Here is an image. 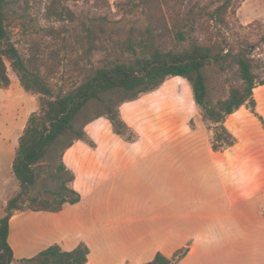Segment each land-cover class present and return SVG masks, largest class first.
I'll use <instances>...</instances> for the list:
<instances>
[{
    "label": "crops",
    "instance_id": "crops-1",
    "mask_svg": "<svg viewBox=\"0 0 264 264\" xmlns=\"http://www.w3.org/2000/svg\"><path fill=\"white\" fill-rule=\"evenodd\" d=\"M254 95L255 111L243 105L227 117L237 142L224 150L213 149V131L198 127L191 131L207 133L206 146L165 141L140 148L136 141L116 150L123 160L116 164L76 139L63 158L81 201L56 212L14 214L9 242L15 257L54 243L72 250L85 242L86 264H144L192 242L179 264H222L207 255L211 243L238 253L231 264H264V84Z\"/></svg>",
    "mask_w": 264,
    "mask_h": 264
},
{
    "label": "trees",
    "instance_id": "trees-1",
    "mask_svg": "<svg viewBox=\"0 0 264 264\" xmlns=\"http://www.w3.org/2000/svg\"><path fill=\"white\" fill-rule=\"evenodd\" d=\"M78 1V0H74ZM90 1V0H85ZM246 0H222L215 8L207 7V19H194V7L184 11L188 0H137L134 8H141L147 23L122 29L107 15L92 17L82 22V29L74 35L71 48L80 52L72 65L67 67L68 77L73 80L75 73L82 72L80 59L89 57L97 51L114 54L115 59L107 65L95 68L92 74L80 84L73 80L72 85L55 87L51 80L65 68L66 54L61 47H51L46 57L40 55V43L35 40L29 46L27 55L17 47L9 28L10 13L8 0H0V87L8 88L12 84L8 61L20 79L21 85L32 93L42 96L41 108L31 113L19 139L13 170L19 180L20 190L12 196L5 207L6 214L0 218V264H86L90 248L81 242L72 250H65L54 243L38 254L17 259L9 242L10 220L16 211H60L65 204L81 201V194L70 183L75 173L62 160L55 169L48 168V157L58 139L67 132L75 134L67 146L74 140L89 139L84 127L76 129L73 125L77 115L90 106L97 105L99 110L87 122L101 116L107 117L115 132L127 141H136L137 134L123 119L120 105L158 88L169 76L186 77L193 86L194 99L199 106L203 121L215 124L212 147L215 151L235 145L237 137L225 124L227 117L243 105L253 111L256 108L254 90L264 84L260 78L254 59L239 56L236 60L241 85L232 84L227 96L215 102L208 99V85L204 69L218 64L226 70L225 62L230 54L225 53L222 43L214 36L205 35L206 25L228 23V13L236 11V6ZM99 8L111 7L109 0H96ZM120 4V3H119ZM45 16L58 21L77 19L76 13L65 0H50ZM199 30L205 38L194 40L187 48H179L189 39L188 29ZM49 34L57 38L59 30L50 27ZM63 46L67 48L68 40ZM58 42L55 43V46ZM68 49V48H67ZM65 51H67L65 49ZM64 51V52H65ZM252 51V50H250ZM122 96V99L116 97ZM52 177L65 172L64 178L53 199L35 194L40 180L45 174ZM192 242L177 249L172 256L158 252L154 259L144 264H179L189 253ZM130 264V263H128Z\"/></svg>",
    "mask_w": 264,
    "mask_h": 264
},
{
    "label": "rangeland",
    "instance_id": "rangeland-1",
    "mask_svg": "<svg viewBox=\"0 0 264 264\" xmlns=\"http://www.w3.org/2000/svg\"><path fill=\"white\" fill-rule=\"evenodd\" d=\"M49 1L8 0L7 6L10 13L9 28L12 31V39L22 54H28V48L35 40L40 43L42 59L46 57L53 46H59L64 51L67 50L63 51L62 54H66L65 60L69 62L51 80L55 87L64 85L69 88L73 80L80 84L92 74L95 68L103 67L115 59L114 54L102 51L94 52L89 57L80 59L82 72L75 73L73 80L68 77L67 67L72 65V60L80 54L76 48H71V43L74 41V35L76 36L81 31L83 21H88L92 17L107 15L112 21H120L117 25L122 29L147 23L141 8L135 7L133 12L128 10L137 0H109L111 4L109 8L97 7L96 0H65V3L76 13L77 19L75 21H58L47 18L45 10ZM221 2L222 0H188L184 11L194 7L193 18L204 21L207 19L205 13L207 7L215 8ZM227 19L228 23L224 25L214 22L206 25L205 35L214 36V39L220 41L226 49L225 53L230 54L224 63L226 70H222L218 64L209 65L204 69L210 102L227 96L232 84L241 85L236 64L239 56L254 59L257 64L256 71L261 79L264 78V0L239 2L236 11H230ZM50 27L59 30L57 38L47 31ZM188 30L189 39L179 48H187L192 41L196 39L203 41L205 38V35L199 30L192 28ZM63 38L68 40V49L63 46L65 42ZM56 42H58L57 46H55ZM7 63L12 84L8 88L0 87V218L6 214L5 207L8 200L20 190L19 180L13 170L14 159L20 136L27 121L32 112L40 110L42 102L41 94L28 92L21 85L11 61ZM146 94L149 95L142 98ZM117 99H122V96L116 97V101ZM99 109L96 104L90 106L77 115L73 125L76 129L84 127L89 139L94 142L93 145L89 141L80 139L84 144L96 150L99 148L100 157L103 158L108 154L111 158L110 163L115 162L116 164L123 162L122 159L119 160L118 152L124 151V147L131 146L136 141L139 142L140 148L160 145L165 141H170V145L206 146L208 144L207 133H193L191 130L201 127L210 132L215 126L211 121L202 120L199 106L194 99L192 83L183 76H169L158 88L141 93L139 97L127 100L120 105L123 119L137 134L136 141H127L118 135L111 121L105 116L87 122ZM103 117L106 121L99 120ZM97 120L99 121L95 123ZM88 124L91 125L90 131L86 128ZM74 137V133L67 132L58 139L49 154L48 168L55 169L61 162L62 152L71 147L65 149ZM132 148H136V146L134 145ZM116 150L118 152L115 154ZM66 177L65 172H60L54 177L46 172L43 174L35 194L53 199L61 181ZM209 181L215 183L216 179L210 177ZM217 190L221 191L220 185L217 186ZM18 212L21 211H16L14 214ZM13 240L14 243H17L15 238ZM219 246L220 244L211 243V246L206 249L207 255L210 254V257L212 256L222 264L236 263L239 260L238 253L221 251ZM189 264H196L195 260L191 259Z\"/></svg>",
    "mask_w": 264,
    "mask_h": 264
}]
</instances>
